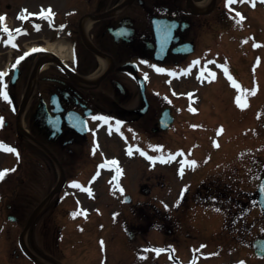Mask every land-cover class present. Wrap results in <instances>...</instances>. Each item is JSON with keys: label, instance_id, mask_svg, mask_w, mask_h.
Here are the masks:
<instances>
[{"label": "flooded vegetation", "instance_id": "obj_1", "mask_svg": "<svg viewBox=\"0 0 264 264\" xmlns=\"http://www.w3.org/2000/svg\"><path fill=\"white\" fill-rule=\"evenodd\" d=\"M191 3V0H42L40 12H45V16H40L36 22L39 28L35 29L40 32V38L36 39L45 47L48 41L56 43L64 40L72 54L64 63H60L55 55L49 57L45 53H29L19 66L15 83L12 81L14 70L11 71L8 93L11 96L26 95L31 89L30 95L34 97L29 104L31 125L28 126L46 148L38 147V162L55 165L59 162L63 167V172L56 171V179L64 175L65 185L69 179L89 185L98 176L95 165L100 159L93 155L97 143L94 139L96 120L91 118L93 115H107L113 120L123 121V125L136 130L138 135L154 137L160 133L153 130L158 124L159 106L164 100L150 91L148 83L150 79L167 75H159L152 65L170 69L175 64L184 65L189 61V55L182 51L181 44L202 42L208 18L205 11L195 5L192 8ZM212 5L209 17L217 25L224 15L222 0H214ZM47 9L55 14L51 28L48 27L51 19L47 18L50 15ZM153 16L179 22L174 33L177 40H172L163 60L156 59L158 26L154 24ZM88 19L91 20L89 24ZM97 51L109 60L108 65L102 64ZM145 60L148 63H144ZM37 63H41L38 69ZM143 75L147 77V101L137 84L138 77ZM98 77L101 78L96 82ZM88 79L93 82H88ZM53 98H56L58 105L61 104L59 113L54 111ZM143 103L149 105L145 114L140 109ZM40 105L51 116L61 117V128L55 134L49 131L47 120L36 122L35 113ZM88 109L91 110V116L87 118L90 128L87 133H80L66 119L65 113L74 111L85 116ZM124 131L127 134L128 130ZM28 142L24 145L23 153L31 162L34 147ZM86 189L67 188V195L75 196L71 198L77 201L78 197H82L78 193H84ZM74 191L77 194L74 195ZM56 197L58 204L60 198ZM68 200L71 199L67 198L66 202ZM24 202V207L29 211L33 199L28 195ZM141 202L133 203L130 210L139 209ZM12 206L9 204V207ZM64 206L70 207L66 203ZM123 208L126 209L119 207L120 210ZM61 228L62 223L58 231L50 226L48 220L42 219L38 235L28 236V247L32 253H26L25 264H94L84 254L88 247L86 238L77 240L72 234H67L62 240V235H59ZM65 238L70 240L65 241Z\"/></svg>", "mask_w": 264, "mask_h": 264}, {"label": "rangeland", "instance_id": "obj_2", "mask_svg": "<svg viewBox=\"0 0 264 264\" xmlns=\"http://www.w3.org/2000/svg\"><path fill=\"white\" fill-rule=\"evenodd\" d=\"M9 0H0V11H2L3 9H6L9 5ZM262 38H264V32H263V36ZM252 72L254 74V76L250 79H244L243 74H240L239 76V82L241 83V88L240 89H236L237 90V94L241 95L244 99H246L247 104L246 107L241 108L237 103H236V97L238 95H232V99L233 102H235V107H239L240 110L245 111V113H247L248 117H246L245 120H243V124H238L237 126H235L233 124V127L230 126L229 120L230 118L228 117H224V112L223 109L226 107L225 103L228 100V97L224 96V99L222 101V103L218 102L216 103V110L215 111H210L208 113H203V117L206 118L207 121H212L214 122V124L211 127L206 128L203 131V136L201 137L202 142H201V156L202 154L207 155L205 158H201V160L196 159V157H194V155L192 154H197V149H196V144L197 143L195 139H190L189 137L186 136H176L174 138L175 140V144H180L182 146H184L188 152L191 154L192 158L194 160L197 161V165L193 166L192 168L188 169L185 176L186 178L192 183L196 180H201L203 177H205L208 173H210L211 171L217 169L222 168V166H224V162L229 158L230 154L233 155V145L235 144H240L242 141H244L246 144L252 143L254 145H258L263 147L264 146V92H258V91H248L253 89L250 86V82L252 84H259L261 83L262 87L264 88V72H263V66L260 63H257V65H254L252 68ZM176 91H174V95H179L177 94V92L181 93V95H187V87L192 86V83L189 82V84L184 83V82H179L176 81L174 84ZM245 90L243 93L241 90ZM200 93L203 91L202 89H199ZM218 92V95H225L226 94V90L224 88L220 89V87H214L213 90H211L210 92H207L206 95H209L212 98L216 97V93ZM216 99H218L216 97ZM221 107L223 109H221ZM230 107V106H229ZM255 112L256 115V119H254V122H252V125H250V122L252 119L250 118V115L252 114V112ZM232 119V118H231ZM232 122H234V119H232ZM223 128V131H220V128ZM201 132V131H200ZM217 143L219 144V147H217ZM190 146L191 149L190 150ZM209 156H212V161H210ZM251 156H255L254 153L248 155V157L244 156L243 159L241 160V162L245 163V162H250ZM253 162H255V164L253 165V168H249L247 169H243L242 170V176L239 177L240 180L245 179L242 186H241V182H238L239 185L238 187L243 188L245 190H251L253 188L256 187V182L255 180H257L259 178V176L264 172V159H253ZM18 163V157L16 156V154L14 155V157L12 158L11 156H1L0 155V165H10V169H14L16 167ZM132 168L137 167L138 169H141L142 171H147V173H156V177L159 178L157 179L158 181H164L165 183L168 184V180L170 177V169L167 168V165H162V163H159V166L151 168L149 167L148 164L146 163H137V164H131L130 165ZM220 167V168H219ZM23 169L20 167L17 171H22ZM247 171H249L250 173L247 174ZM43 172H51L50 175H47L45 178L41 179L39 183H36L35 180H33L31 182L32 184V188L36 189V186L39 187L40 189L44 190V191H49L50 186L54 185V183L56 182V178L58 176H56L54 170L50 167V165L47 163L46 165H44L43 167ZM162 173L165 175H162ZM15 179V175L12 177ZM35 181V182H34ZM152 181V180H151ZM171 181V180H170ZM179 179L176 180V183L182 184L184 183V181H182ZM22 182L21 179L19 180H14L13 181V189L15 190L13 192V194H15L17 197L20 195L26 194L25 189L24 191L22 190V188H20L19 186H21L19 183ZM163 183V182H161ZM172 183V182H171ZM174 183V181H173ZM4 184V183H3ZM19 184V186H18ZM5 185V184H4ZM169 186V185H168ZM158 192L159 193H166L167 191V187H162L159 186L158 187ZM174 188V187H173ZM22 193V194H21ZM236 192H234L235 194ZM12 196V195H11ZM21 197V196H20ZM19 197V198H20ZM111 209V208H110ZM61 212V211H60ZM217 216L220 218V220L222 219V215L219 211L215 210ZM107 213V212H106ZM259 213L255 212V219H252L250 221H255V227L252 230V234H248V240L251 243V240L254 236L261 234L262 230L257 227V221L259 220L257 218V215ZM4 219V220H3ZM200 221L203 223L202 219L199 218ZM5 221V218L0 216V222ZM231 223V222H230ZM232 224V223H231ZM8 226H10L8 224ZM189 227L190 225H187L184 228V233L189 231ZM15 230L18 232L20 229L15 228ZM201 230H197L198 234H197V238H200L199 236V232ZM230 230H226L225 228L223 229L222 234H218L217 238H220V243H222V247H221V251L223 253V258L224 259L226 256L229 257V254L232 252H235L237 254H234L233 259H237V257L241 256L242 253H246V250L243 249L244 245H239L233 238L231 239V235H230ZM74 234H78L77 232H75ZM187 234V233H186ZM160 238V241L158 243H156L158 241V238ZM164 237V238H163ZM145 238V242H143V246H142V251L143 252H148L149 254H153L155 251H153V246L157 245V246H161L158 245L160 244H164L167 243L166 239L167 237L165 235L161 236L159 233L152 231L149 233V235ZM192 236L188 235L186 237V240H191ZM195 239V238H194ZM153 242H152V241ZM184 240V239H181ZM204 240V239H203ZM215 239L209 238L207 240H205L206 242L209 243V247L208 249L211 248V246L214 243ZM152 242L151 243H149ZM193 241V240H191ZM217 243H219L217 241ZM136 243L134 242H130L127 243L128 247H136ZM112 248H114L116 246V242H113L111 244ZM165 250H167V247L164 248ZM200 250V249H199ZM139 253H140V249H138ZM186 251V249H185ZM229 251V252H228ZM226 252H228L226 254ZM156 253V252H155ZM161 254V253H159ZM163 257H161V264H167L168 262L165 261L166 259V253H163ZM210 253L206 254L207 259L209 260V264H214L217 262L218 258L214 259V257L209 258ZM123 259L119 260L118 257L116 256V264H121V261ZM113 259L109 258L108 261H105V264H113ZM133 264H136L135 259L132 262ZM98 264H102V263H98ZM207 264V263H205ZM216 264H228V263H224V262H217Z\"/></svg>", "mask_w": 264, "mask_h": 264}, {"label": "snow or ice", "instance_id": "obj_3", "mask_svg": "<svg viewBox=\"0 0 264 264\" xmlns=\"http://www.w3.org/2000/svg\"><path fill=\"white\" fill-rule=\"evenodd\" d=\"M236 2H243V0H227V4H228V7L229 8H232V5ZM252 4H253V7H255V2L256 0H251ZM26 11V10H25ZM50 15L47 17L48 19H51V15H54L51 13V9H47L46 10ZM232 11H235L234 8H232ZM37 15H40V16H45V12H40V13H36ZM237 16L240 17L241 19L243 18L242 15L240 13H237ZM22 18H27V17H22ZM5 17L4 16H0V20H4ZM37 28H39V25H37ZM6 33L9 34V36L11 37L12 36V32L11 30L8 28V26L5 24L4 25V29H3ZM172 38V32H171V28L168 27L167 25L164 27L163 31L161 32V43L162 44H166L170 39ZM9 42H11V40H9ZM257 47L259 45H256ZM37 49H32V51H36ZM24 59V57H20V60ZM17 63H19V60L17 61ZM144 63H148L147 60L144 61ZM195 63H199V61H196ZM16 65L14 64L13 67H15ZM152 67H155L157 69V71H161V72H168L169 69L167 68H162V67H159L157 65H152ZM221 67H224L225 69V72L227 73V66L225 65H221ZM187 70H190V69H186ZM7 73L6 72H0V77H3V76H6ZM172 75H176L175 72L172 73ZM147 78V77H146ZM229 78L232 79L231 77V74H229ZM233 83L239 87L238 83L233 79ZM242 93L245 91V90H241ZM248 91H255V89H251V90H248ZM189 95H191V93H189ZM2 96H3V99L6 100V101H9L10 102V96H9V93H8V90H7V84L5 83L4 84V89L2 91ZM236 103L241 107V108H244L246 107V104H247V101L246 99H244L241 95H238L236 97ZM193 112L196 111L195 108L191 109ZM93 120H99V121H103V122H110L112 121L114 118L111 117V116H107V115H93L91 117ZM61 119V117L59 115L53 117L51 119V122L52 123H57L59 122ZM67 119L68 121L71 123L74 121V119L78 122L79 121V117L76 116L75 113L73 112H68L67 113ZM86 123V121H85ZM4 124V117L0 116V127H2ZM123 124V121H120V120H116L115 121V127L117 130H119L120 128V125ZM111 124H110V128H111ZM220 131L222 132L223 131V128L221 127L220 128ZM99 145L97 144V147ZM150 147H153V148H156V149H160L162 148L163 146L162 145H149ZM217 147H219V144L217 143ZM0 148H2L3 150L5 151H8V152H12V153H15L17 156L20 155L19 151L15 148V147H12L11 145H8V144H5L3 141H0ZM141 154L143 155H147L146 152H144V149H139ZM129 154L131 155L132 154V148L129 147ZM176 155H179V153H177ZM243 155V153L241 154ZM168 157L169 159H174L175 156L172 154V153H168ZM148 159L149 160H152V161H156V160H161L163 161L164 160V157L163 156H148ZM112 165H118V161H111L110 162ZM185 164H188V165H191V166H195L197 165V161L196 160H185L184 161ZM10 171H15V169H8V168H5L3 170H0V181L4 180L5 176L7 173H9ZM121 171V169L119 167H117V173H119ZM180 172H181V175H183V172H184V168L181 167L180 169ZM72 185L74 187H77V188H83V185H81L78 181L76 180H73L72 181ZM260 188L261 189H264V184H261L260 185ZM87 191L91 192V188H88L86 189ZM124 189L121 188L120 191H123ZM187 190V186H185V191ZM183 198V197H181ZM180 201H177V204H179ZM217 211H219V209H217ZM262 211H264V208H262ZM79 213L77 212H73L72 215L73 216H76L78 215ZM264 230V229H262ZM101 243L103 244V241H101ZM203 247V246H202ZM154 251L157 253V255L160 253V252H163L165 251V249H161V248H157V249H154ZM195 257L193 259V264H195ZM239 264H244L243 261H240Z\"/></svg>", "mask_w": 264, "mask_h": 264}, {"label": "water", "instance_id": "obj_4", "mask_svg": "<svg viewBox=\"0 0 264 264\" xmlns=\"http://www.w3.org/2000/svg\"><path fill=\"white\" fill-rule=\"evenodd\" d=\"M262 195H261V201L264 205V189H261Z\"/></svg>", "mask_w": 264, "mask_h": 264}, {"label": "bare ground", "instance_id": "obj_5", "mask_svg": "<svg viewBox=\"0 0 264 264\" xmlns=\"http://www.w3.org/2000/svg\"><path fill=\"white\" fill-rule=\"evenodd\" d=\"M54 49H56L57 51H60L61 54H63V50H61L60 48H57V47H53Z\"/></svg>", "mask_w": 264, "mask_h": 264}]
</instances>
